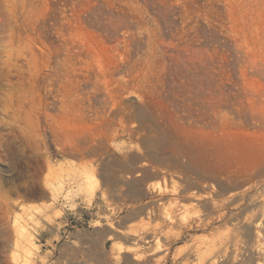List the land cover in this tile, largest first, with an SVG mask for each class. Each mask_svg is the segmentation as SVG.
<instances>
[{
  "label": "rangeland",
  "instance_id": "1",
  "mask_svg": "<svg viewBox=\"0 0 264 264\" xmlns=\"http://www.w3.org/2000/svg\"><path fill=\"white\" fill-rule=\"evenodd\" d=\"M201 167L264 206V0H0V264L245 246L233 218L196 227Z\"/></svg>",
  "mask_w": 264,
  "mask_h": 264
},
{
  "label": "bare ground",
  "instance_id": "2",
  "mask_svg": "<svg viewBox=\"0 0 264 264\" xmlns=\"http://www.w3.org/2000/svg\"><path fill=\"white\" fill-rule=\"evenodd\" d=\"M202 107L203 103L201 102V108ZM196 176L198 178V186H202L203 191L205 188H209L208 190H210L209 192H205V194L200 195H197L196 193H192L190 195L188 194L189 196H186L185 202L183 201L184 204L194 202V204H196L198 207L204 209V214H201L195 221L196 227L213 229L217 223L233 218L236 221L238 227L236 231L238 232L237 235L243 236L246 234L249 236V240L245 246H237L234 249L231 248V246L228 244V241L224 242V240H221L219 242H213V245L210 248L213 252L212 256L209 257L206 255L205 252H203L204 250L201 251L203 253H198L200 252L198 251V256L196 258L198 259L197 264H264L260 252L264 243V206L260 204V198L262 195L260 192H258V189L255 187L256 185H250L244 189H239L240 183L228 184L225 180L218 178L213 172H208L202 167L198 170ZM162 191H160L159 195H163L165 193ZM157 199L161 200V198ZM176 199H178V197L171 199L173 201L168 199L172 204V209L168 212V217L172 222L174 221V223L178 221V225H182H180V228L183 227L184 230L187 231L193 225H191L192 223L186 214L188 211H185L186 213L184 214V212L181 211L183 209L181 203H178ZM175 200L177 203H175ZM169 201L167 202L166 200L167 204H169ZM186 205L188 204H185V206ZM135 235L137 237L135 238V241L144 242L145 244H147V242H151L152 239L150 238L154 237L153 234L151 235L147 230L134 234V237ZM130 251L131 250H122V253H126L124 254V257L127 260L132 259L135 261H140L144 259L143 254V256H138L136 253V255L133 253L131 254ZM140 252H138V254Z\"/></svg>",
  "mask_w": 264,
  "mask_h": 264
},
{
  "label": "crops",
  "instance_id": "3",
  "mask_svg": "<svg viewBox=\"0 0 264 264\" xmlns=\"http://www.w3.org/2000/svg\"><path fill=\"white\" fill-rule=\"evenodd\" d=\"M90 228V227H89ZM87 234V227L81 226L73 230H69L68 233L66 232V235H70L74 240H80L83 238V236Z\"/></svg>",
  "mask_w": 264,
  "mask_h": 264
}]
</instances>
